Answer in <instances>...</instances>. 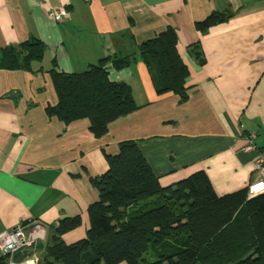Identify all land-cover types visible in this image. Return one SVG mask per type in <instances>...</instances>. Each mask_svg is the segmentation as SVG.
Listing matches in <instances>:
<instances>
[{
	"label": "crops",
	"instance_id": "obj_1",
	"mask_svg": "<svg viewBox=\"0 0 264 264\" xmlns=\"http://www.w3.org/2000/svg\"><path fill=\"white\" fill-rule=\"evenodd\" d=\"M61 7L68 18L49 20L48 11ZM225 11L232 14L226 22L196 30ZM168 27L188 69L184 102L157 95L137 57L142 43ZM29 39L43 43L41 60L28 71L0 70V233L35 222L46 240L60 220L78 216L80 225L61 239H84L87 208L98 199L90 179L106 172L105 156L124 141L136 143L163 187L205 171L221 197L259 177L241 148L252 133L264 152V0H0V50ZM107 57H135L121 70L107 64L108 79L130 87L135 112L101 138L87 120L65 126L46 115L57 101L52 71L81 73ZM43 244L15 260L37 264Z\"/></svg>",
	"mask_w": 264,
	"mask_h": 264
},
{
	"label": "trees",
	"instance_id": "obj_2",
	"mask_svg": "<svg viewBox=\"0 0 264 264\" xmlns=\"http://www.w3.org/2000/svg\"><path fill=\"white\" fill-rule=\"evenodd\" d=\"M231 15L212 13L196 30ZM176 46L177 33L168 27L142 43L137 57L157 95L172 93L184 102L188 69ZM43 50L36 39L1 49L0 70L28 71ZM135 60L107 57L81 73L52 71L57 101L46 115L65 126L87 120L89 132L103 137L112 122L139 108L127 84L108 79L107 64L121 70ZM105 160L106 172L90 179L98 199L87 208L85 238L64 244L62 235L80 218L60 220L47 235L39 264H264V193L247 199L243 189L219 197L205 171L163 187L134 141L119 143L118 153ZM0 264H8L7 257L0 256Z\"/></svg>",
	"mask_w": 264,
	"mask_h": 264
},
{
	"label": "built area",
	"instance_id": "obj_3",
	"mask_svg": "<svg viewBox=\"0 0 264 264\" xmlns=\"http://www.w3.org/2000/svg\"><path fill=\"white\" fill-rule=\"evenodd\" d=\"M68 11L61 8H52L48 11L47 17L55 23H61L68 18ZM255 134H248L245 137V145L241 152L253 156V169L255 176L259 177L247 187V197L252 198L264 193V152L260 151L255 144ZM46 231L39 223H20L14 228L0 233V256L7 257L8 264H33L24 261L20 263L15 258L22 254L23 250L38 243H44Z\"/></svg>",
	"mask_w": 264,
	"mask_h": 264
},
{
	"label": "rangeland",
	"instance_id": "obj_4",
	"mask_svg": "<svg viewBox=\"0 0 264 264\" xmlns=\"http://www.w3.org/2000/svg\"><path fill=\"white\" fill-rule=\"evenodd\" d=\"M247 199H249L248 197H247ZM28 223H31V222H27V223H23V224H28ZM40 244V243H39ZM43 244V243H42ZM37 244H35V245H33V246H31L32 248H35V246H36ZM44 245V244H43ZM28 248H30V247H28ZM39 259V258H38ZM37 264H39V262H37Z\"/></svg>",
	"mask_w": 264,
	"mask_h": 264
}]
</instances>
